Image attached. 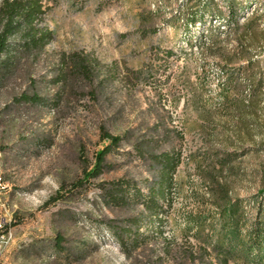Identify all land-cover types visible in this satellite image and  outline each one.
Here are the masks:
<instances>
[{
  "label": "rangeland",
  "instance_id": "obj_1",
  "mask_svg": "<svg viewBox=\"0 0 264 264\" xmlns=\"http://www.w3.org/2000/svg\"><path fill=\"white\" fill-rule=\"evenodd\" d=\"M43 3L40 23L53 39L0 79L3 213L14 232L0 264H216L224 255L257 264L240 242L264 208V0ZM73 52L97 61L93 83L59 77ZM101 126L129 137L108 155L107 171L47 203L94 166L107 144ZM149 152L179 159L160 216L142 201L108 205L102 180L130 178L148 192L160 169ZM225 194L240 199L245 221L222 255ZM131 216L143 223L136 249L112 232Z\"/></svg>",
  "mask_w": 264,
  "mask_h": 264
},
{
  "label": "trees",
  "instance_id": "obj_2",
  "mask_svg": "<svg viewBox=\"0 0 264 264\" xmlns=\"http://www.w3.org/2000/svg\"><path fill=\"white\" fill-rule=\"evenodd\" d=\"M45 12L43 0H1L0 1V79L4 71L16 67L15 65L22 59L24 54L39 53L53 39L54 33L47 26L42 25L40 20ZM16 44L14 56H8L13 43ZM64 63L59 69V77L67 79L68 76L82 78L93 83L95 81V70L97 61L92 59L88 53L73 52L70 55L63 56ZM10 61V62H9ZM25 100L34 101L39 99L38 96H25ZM102 140L107 144L96 154V162L92 168L84 171V176L73 183V189L67 188L63 184L59 190L49 198L47 203L65 201L68 195L75 189L88 185L94 179H98L107 171V157L117 150L127 135H118L109 131L105 126L100 127ZM129 138V137H128ZM136 154L146 157L143 149V143L138 142L133 145ZM154 163L160 165V169L154 178L147 185L148 192L145 193L138 186L135 180L130 178H117L99 182L98 187L104 190V197L108 205L119 208L129 206L131 203L142 201L145 211L150 215L158 218L160 216L159 199L165 194L166 189L173 180L179 159L174 158L169 152L156 154L149 152ZM153 184H152V183ZM264 195V191H261ZM220 216L221 237L219 251L222 255L224 241L233 234V230L242 233L245 214L242 210L240 199H233L230 195L225 194L222 200L217 202ZM262 217L256 218L255 221L245 230L246 239L241 240L243 248H247L248 255L254 258L257 264H264V208H260ZM142 219L131 216L128 218V228L113 227L112 232L121 239L123 245L125 242L124 233L129 235L132 248L136 249L140 243V228ZM61 237L57 244H61ZM127 249V248H126ZM128 250V249H127ZM256 253V254H255ZM216 264H231L228 255L223 256ZM206 264H215L210 261Z\"/></svg>",
  "mask_w": 264,
  "mask_h": 264
},
{
  "label": "built area",
  "instance_id": "obj_3",
  "mask_svg": "<svg viewBox=\"0 0 264 264\" xmlns=\"http://www.w3.org/2000/svg\"><path fill=\"white\" fill-rule=\"evenodd\" d=\"M5 191L6 185L0 168V253L7 248L14 239V232L10 222L11 219L8 220L3 213L6 210V203L4 201Z\"/></svg>",
  "mask_w": 264,
  "mask_h": 264
}]
</instances>
